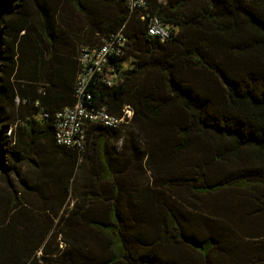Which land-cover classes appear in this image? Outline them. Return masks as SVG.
Returning a JSON list of instances; mask_svg holds the SVG:
<instances>
[{"label":"trees","instance_id":"trees-1","mask_svg":"<svg viewBox=\"0 0 264 264\" xmlns=\"http://www.w3.org/2000/svg\"><path fill=\"white\" fill-rule=\"evenodd\" d=\"M141 14L0 0V114L28 109L8 135L0 125V170L4 154L41 152L30 159L51 190L40 255L19 264H264V0H147ZM153 16L164 41L147 33ZM119 30L127 46L91 106H129L130 120L89 124L82 151L57 146L79 46Z\"/></svg>","mask_w":264,"mask_h":264},{"label":"rangeland","instance_id":"rangeland-1","mask_svg":"<svg viewBox=\"0 0 264 264\" xmlns=\"http://www.w3.org/2000/svg\"><path fill=\"white\" fill-rule=\"evenodd\" d=\"M24 70L23 65L20 72L23 74ZM27 115L28 109L19 105L1 112L0 125L6 126L5 135L23 122L20 116L25 118ZM32 151H36L35 147ZM42 154L31 152L29 158L21 157L15 161L9 153L3 155V163L12 169L7 172L0 170V264H19L26 255L29 259H37L40 255L39 249L33 248L40 241V236L47 233L46 226L49 225L43 215L49 214L50 210L42 206H47L51 190L47 178L38 171L39 165L32 163L30 158L39 164Z\"/></svg>","mask_w":264,"mask_h":264},{"label":"built area","instance_id":"built-area-1","mask_svg":"<svg viewBox=\"0 0 264 264\" xmlns=\"http://www.w3.org/2000/svg\"><path fill=\"white\" fill-rule=\"evenodd\" d=\"M124 2L130 12L136 11L141 14L147 7V0H124ZM140 18L144 19V15L141 14ZM147 33L161 41L169 37V29L155 16L147 20ZM126 43L125 35L119 30L106 36L100 45L79 46L74 103L57 110L53 115V139L57 146L82 151L89 124L115 129L130 120L132 110L129 106H123L118 115L109 113L103 107L91 106L92 91L96 83L101 81L111 85L116 59L124 53Z\"/></svg>","mask_w":264,"mask_h":264}]
</instances>
